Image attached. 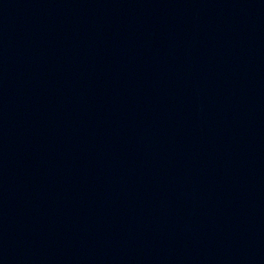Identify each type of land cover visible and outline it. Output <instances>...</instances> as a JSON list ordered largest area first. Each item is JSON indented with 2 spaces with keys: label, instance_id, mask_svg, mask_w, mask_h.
<instances>
[{
  "label": "water",
  "instance_id": "1",
  "mask_svg": "<svg viewBox=\"0 0 264 264\" xmlns=\"http://www.w3.org/2000/svg\"><path fill=\"white\" fill-rule=\"evenodd\" d=\"M0 264H264V0H0Z\"/></svg>",
  "mask_w": 264,
  "mask_h": 264
}]
</instances>
